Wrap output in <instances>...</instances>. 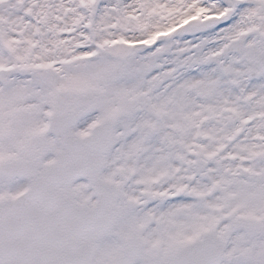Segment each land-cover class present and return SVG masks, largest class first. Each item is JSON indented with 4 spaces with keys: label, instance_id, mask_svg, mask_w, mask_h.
I'll list each match as a JSON object with an SVG mask.
<instances>
[{
    "label": "snow or ice",
    "instance_id": "snow-or-ice-1",
    "mask_svg": "<svg viewBox=\"0 0 264 264\" xmlns=\"http://www.w3.org/2000/svg\"><path fill=\"white\" fill-rule=\"evenodd\" d=\"M0 264H264V0H0Z\"/></svg>",
    "mask_w": 264,
    "mask_h": 264
},
{
    "label": "rangeland",
    "instance_id": "rangeland-1",
    "mask_svg": "<svg viewBox=\"0 0 264 264\" xmlns=\"http://www.w3.org/2000/svg\"><path fill=\"white\" fill-rule=\"evenodd\" d=\"M217 31V29H209L207 32H204V33H196L195 35L197 36V37H200V38H203V37H205V36H208V37H210V36H212L213 34H215V32ZM180 39H193V37L192 36H184V37H181ZM210 67H212L211 65H209V66H204V69L203 70H207V69H209ZM189 74H191V75H195L196 73L195 72H192V73H189Z\"/></svg>",
    "mask_w": 264,
    "mask_h": 264
}]
</instances>
